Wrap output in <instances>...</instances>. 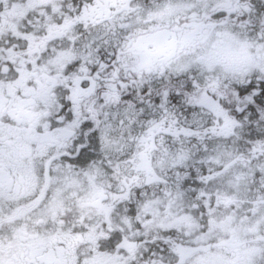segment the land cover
<instances>
[{
	"label": "snow or ice",
	"instance_id": "snow-or-ice-1",
	"mask_svg": "<svg viewBox=\"0 0 264 264\" xmlns=\"http://www.w3.org/2000/svg\"><path fill=\"white\" fill-rule=\"evenodd\" d=\"M0 264H264V0H0Z\"/></svg>",
	"mask_w": 264,
	"mask_h": 264
}]
</instances>
